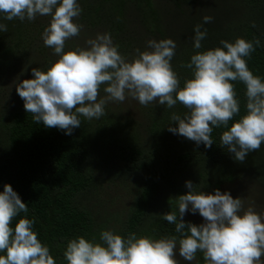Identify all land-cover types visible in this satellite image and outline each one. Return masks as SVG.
Segmentation results:
<instances>
[{"label": "trees", "instance_id": "1", "mask_svg": "<svg viewBox=\"0 0 264 264\" xmlns=\"http://www.w3.org/2000/svg\"><path fill=\"white\" fill-rule=\"evenodd\" d=\"M208 1L77 0L82 12L75 22L83 28L66 42L65 52L86 47L85 42L98 33H110L119 52L131 60L149 40L170 38L177 44L171 64L183 87L192 78L191 70L181 64L195 54L194 27L203 24L201 10L213 8L209 15L213 21L203 25L208 35L199 51L221 47V40L259 38L262 46L246 59L253 74L264 78V0H214L206 6ZM220 14L225 21L219 22ZM50 19L8 21L0 14V23L7 25V32H0V192L10 184L28 205L29 212L21 213L12 226L25 216L34 218L33 230L57 264H67L63 251L68 241L80 236L99 241L102 230L154 239L176 235L175 225L159 215L170 211L178 215L175 198L189 192L186 181H192L198 192L214 194L223 185L247 179L256 183L244 185L264 193V143L239 162L221 146L223 127L213 129L210 149L173 134L167 130L173 125L172 113L183 116L188 111L179 103L168 109L158 101L147 107L127 98L109 102L100 119L81 116V127L71 136L35 123L16 84L33 79V68L46 71L58 59L42 40ZM233 83L240 113L229 127L246 114V86ZM114 191L129 198L124 210L116 209L118 199L106 197ZM176 259L188 264L180 256ZM196 262L205 264L202 253H197Z\"/></svg>", "mask_w": 264, "mask_h": 264}, {"label": "clouds", "instance_id": "2", "mask_svg": "<svg viewBox=\"0 0 264 264\" xmlns=\"http://www.w3.org/2000/svg\"><path fill=\"white\" fill-rule=\"evenodd\" d=\"M81 12L77 0H0L5 20L51 18L42 40L58 59L46 71L33 68V79L16 84L24 109L35 123L71 136L81 127V116L100 119L109 102L131 98L147 107L158 101L168 109L179 103L188 111L183 116L172 113L170 120L176 126L167 127L169 132L210 149L213 129L223 127L221 146L239 162L260 150L264 143V78L254 75L247 64L262 46L259 38L221 40V47L199 51L208 35L203 25L213 21L204 16L203 24L194 27L195 54L189 63L181 64L191 70L192 78L181 87L171 64L177 44L170 38L149 40L145 50L136 49L131 60L119 52L110 33H98L85 42L86 47L65 52L66 42L81 33L83 25L75 22ZM256 26L253 22L252 27ZM0 32H7L6 24L0 23ZM236 81L246 86V114L229 127L240 113ZM185 186L189 192L175 198L178 215L174 211L159 215L175 225L176 235L154 239L135 232L125 237L102 230L99 241L83 236L68 241L64 260L67 264H179L178 251L189 264L197 260L198 252L205 264H264V215L245 207L244 199L233 198L230 192H198L190 180ZM189 211L198 213L204 222H186ZM28 212V205L12 186L4 185L0 192V253H4L0 264H57L33 230L34 218L25 216L12 226L21 213Z\"/></svg>", "mask_w": 264, "mask_h": 264}, {"label": "rangeland", "instance_id": "3", "mask_svg": "<svg viewBox=\"0 0 264 264\" xmlns=\"http://www.w3.org/2000/svg\"><path fill=\"white\" fill-rule=\"evenodd\" d=\"M213 1L214 0H210L205 5L211 6L213 5ZM219 2L225 3V0H219ZM212 9L213 8H210V11L208 9H202L199 17L203 19L204 16H209L210 13L213 12ZM221 21H225V16L223 14L219 15V22ZM127 99L131 102L133 101V99L131 98H127ZM244 183H256V182L246 179L241 182H234L231 185H223L221 186L222 187L221 192L222 193L230 192L233 198H243L245 201V207L251 206L258 213H260L261 215H264V193L253 189L251 186L244 185ZM205 193H208V192H205ZM120 195H121L120 191H114L112 193L108 192L106 194V197L111 196L112 198L118 199L119 201L116 203V209L124 210L129 203V198L127 196H120ZM185 218L188 220H192L194 222H201V223L204 222L203 218L198 213L193 215L191 211H189L185 215ZM177 256H179L178 251H177ZM178 262L179 264H183L182 261H178ZM191 264H198V263L194 261V262H191Z\"/></svg>", "mask_w": 264, "mask_h": 264}]
</instances>
